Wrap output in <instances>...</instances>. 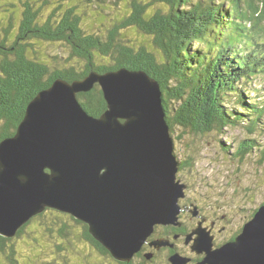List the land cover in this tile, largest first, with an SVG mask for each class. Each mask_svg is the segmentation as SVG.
Returning <instances> with one entry per match:
<instances>
[{
    "label": "trees",
    "instance_id": "16d2710c",
    "mask_svg": "<svg viewBox=\"0 0 264 264\" xmlns=\"http://www.w3.org/2000/svg\"><path fill=\"white\" fill-rule=\"evenodd\" d=\"M7 1L0 6V143L15 136L29 103L55 80L73 82L93 71L120 69L146 72L160 83L173 130L204 135L232 123L245 125L250 135L264 133V97L251 95L258 93L253 84L264 74V42L258 41L264 38V0H133L132 15L112 19L110 27L100 20L106 0H56L48 16L42 13L54 0H19L23 11L15 31L17 10ZM91 4L97 5L101 28L85 24ZM133 32L152 45L130 38ZM43 45L53 53L40 54L36 46ZM78 97L90 115L107 110L100 85ZM256 144L246 140L238 154L246 156ZM25 251L51 257L53 264H171L173 253L163 248L153 250L152 258L140 252L131 262H120L87 224L51 208L15 237L0 235V264H34Z\"/></svg>",
    "mask_w": 264,
    "mask_h": 264
},
{
    "label": "water",
    "instance_id": "95a60500",
    "mask_svg": "<svg viewBox=\"0 0 264 264\" xmlns=\"http://www.w3.org/2000/svg\"><path fill=\"white\" fill-rule=\"evenodd\" d=\"M96 85L107 103L99 117L78 97ZM175 130L161 85L146 72L55 80L29 103L15 136L0 143V235L15 237L51 208L87 224L120 262H131L145 244L173 247L149 239L160 226H183L182 202L192 189L179 178ZM190 241L204 255L201 264H264V204L235 239L217 246L200 222ZM169 262L190 258L176 252Z\"/></svg>",
    "mask_w": 264,
    "mask_h": 264
},
{
    "label": "rangeland",
    "instance_id": "374dc122",
    "mask_svg": "<svg viewBox=\"0 0 264 264\" xmlns=\"http://www.w3.org/2000/svg\"><path fill=\"white\" fill-rule=\"evenodd\" d=\"M132 1L106 0L107 6L104 8V13L101 14L100 20H105L106 27H108L112 19L119 21L128 19L133 12L131 9ZM140 1L144 3L151 2V0ZM8 2L7 0H2L0 6L1 4L6 5ZM52 2L53 4L48 5L42 13L45 16L50 15L57 7L56 0ZM39 3L40 5L42 4L41 2ZM13 4L15 8L10 9L17 10L13 28V31H15V29L19 30L21 23L18 17L22 14L23 7L19 0H13ZM95 5L91 4L86 8L88 17L85 24L98 29L102 27V24L95 16L96 13H99L97 9L94 11L93 6ZM5 7L8 6L3 8ZM4 24H7V22ZM86 29L89 30L90 28L86 27ZM130 38L137 42L146 43L149 46L152 45L151 39L144 37L141 33L133 32ZM258 41L264 42V38L261 37ZM36 48L40 54L53 53L50 52L53 48L48 45L36 46ZM61 54L68 56L63 51ZM256 79L253 86L258 89V93H252L251 95L256 97L260 94L261 97H264V74H261ZM261 133L257 132L255 135H250L245 125L232 123L225 127L224 130L222 129V131L215 130L204 135L199 133L191 134L180 127L175 130L176 154L183 163V170L180 171L179 178L184 182H189L192 186L188 194L192 200L195 197L203 199L200 202L202 205L201 212L208 219L204 223L210 225L215 221L218 226L220 225L218 231H222L219 233V237L223 239L227 238L229 240L232 237L231 235L250 221L252 219L251 216L255 215L264 204V133ZM248 139L256 140L257 144L253 146L250 153L242 157L238 154L239 146ZM191 213L195 215L193 211ZM187 216V214H184L181 220L189 219L195 225L198 224V221H203L199 214L193 216L194 219H190ZM215 241L218 242L219 240L215 238ZM23 254L29 255L34 264H53L51 257H32L31 253L26 251ZM103 262L106 263L105 261Z\"/></svg>",
    "mask_w": 264,
    "mask_h": 264
},
{
    "label": "flooded vegetation",
    "instance_id": "af4514ba",
    "mask_svg": "<svg viewBox=\"0 0 264 264\" xmlns=\"http://www.w3.org/2000/svg\"><path fill=\"white\" fill-rule=\"evenodd\" d=\"M202 200H203L202 198L197 199L196 197L192 200L189 196H187V198L185 200H183V202H182L183 212L180 215V219L183 218L184 214H187L188 218L194 219L193 216H195V215H192L191 211H193V213H196V211H199L197 214H199V217L201 218V220H203V221H201L203 223V226L207 227L212 232V235L219 240L218 242L215 241V244L217 246H220L225 242L231 241V240H228L227 238L223 239L222 237H219V233L222 230L218 231L220 225L218 226L215 221H213L210 225L205 224L208 219L205 218L201 212L202 205L200 204V202ZM181 221L183 223V226L181 227L180 231L174 230V228H175L174 226H167V227L160 226L156 229V232L149 239V241L160 240V239L170 240V242L173 244V247H162L161 249H156V247H153L150 244H145L143 247V250L140 252H145L146 255L148 253V255H152V257H154V254L152 253L153 250H157L159 252L163 248H167L170 251L173 250L172 254L178 252L182 256L190 258V262L188 264H201L203 259H204V255L198 254L192 250L193 241H190L189 244L187 243L188 234H191L193 232V230L195 228H197L200 221H198L197 225H195L194 222H190L189 219L184 220V221L181 220ZM226 221H228V220H226ZM215 229H217V230H215ZM145 250H147V251H145ZM193 253H196V254H193ZM172 254H170V256Z\"/></svg>",
    "mask_w": 264,
    "mask_h": 264
},
{
    "label": "bare ground",
    "instance_id": "6f19581e",
    "mask_svg": "<svg viewBox=\"0 0 264 264\" xmlns=\"http://www.w3.org/2000/svg\"><path fill=\"white\" fill-rule=\"evenodd\" d=\"M245 225V224H244ZM244 227V226H243Z\"/></svg>",
    "mask_w": 264,
    "mask_h": 264
}]
</instances>
